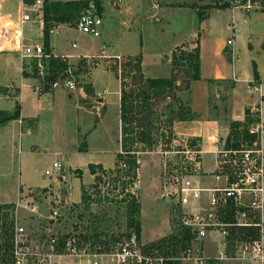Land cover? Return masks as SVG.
Instances as JSON below:
<instances>
[{"label": "crops", "instance_id": "crops-1", "mask_svg": "<svg viewBox=\"0 0 264 264\" xmlns=\"http://www.w3.org/2000/svg\"><path fill=\"white\" fill-rule=\"evenodd\" d=\"M36 1L0 0V30L6 29L10 34L9 39H6L0 33L2 47H0V152H3L14 166L15 137L23 147L30 137L45 143L47 136L52 143L53 154L60 157V160L55 159L54 163L61 161L70 172L66 184L61 185L53 178L47 186L34 188L51 189L53 185L51 191L58 194L59 200L63 198L78 204L83 195L82 187H87L96 178V175L91 173L89 165H102L105 170L112 168L100 159L84 157V154L93 147L96 132L99 128L107 126V118L110 115L108 91L104 90V93H101L95 88L99 66L102 64L110 70L108 64L112 62L111 59L118 56L132 59L141 55L144 75L143 52L127 53L126 50L134 42L136 32L144 29L143 25L139 26L142 20L152 18L160 21L167 11L195 9V14L191 12L184 14L188 15L192 26L188 33H185L183 27L181 35L173 41L167 63H171V54L176 47L183 46L186 49L187 46H193L194 41L196 44L199 43L200 79L191 83L189 94L183 102L195 118L176 121L174 129L179 135L192 137L199 142L203 150L202 172L199 176L203 186H216L214 183L217 182L213 177L206 178L202 173L213 171H209L208 167L205 169V163L208 159L214 162L215 151L229 136L230 123L244 122L246 110L249 109L251 113L255 111L258 113L259 123L264 125V0H255L259 8L250 12L242 10L233 12L228 7L216 8L214 0H99L102 13L98 14L103 19V25L101 35L96 39H101L97 41L92 38V46L90 42L82 44L80 39L87 38L80 36L85 34L75 27L77 19L83 12V5H66L70 2L88 0H47L46 4L42 0L44 9L53 5V11L50 12L53 19H66L59 23L53 21L50 33L53 55L69 56L67 60L72 65L81 64L83 60L80 57L84 55L94 56L100 63L95 61L97 66L85 73L86 76H90V93L83 85H78V89L74 91L60 87L41 95L36 94L31 88L34 81L23 72L18 49L21 45L43 40L44 12L34 14L37 22L28 23L22 28L23 39L15 38L11 30L16 28L11 16L17 14L22 4L31 6ZM196 10L204 13L202 20L199 19ZM40 18L43 19V24L38 23ZM233 28L238 29L236 36H233ZM72 29L79 36L69 41L68 35ZM231 39L233 43L229 45L228 40ZM73 44H77V47L74 48ZM108 48L117 50V54H109ZM97 50L100 52L97 53ZM254 64L257 67L259 81L253 76ZM117 80L119 88L116 120L119 137L115 158L122 147V85L119 77ZM100 94L102 98L99 97ZM90 105L93 106L90 108ZM17 106L20 107L19 118L5 121L13 117ZM19 151L21 152V149ZM213 167L215 169L214 165ZM77 171L81 172V177L75 176ZM87 173L92 179L90 183L83 182V176ZM25 188L32 189L26 187L19 176L0 182V205L15 204L18 195ZM60 188L65 189L63 194L59 193ZM56 264L78 262L76 259L68 257L66 260L60 256L56 258Z\"/></svg>", "mask_w": 264, "mask_h": 264}, {"label": "rangeland", "instance_id": "rangeland-1", "mask_svg": "<svg viewBox=\"0 0 264 264\" xmlns=\"http://www.w3.org/2000/svg\"><path fill=\"white\" fill-rule=\"evenodd\" d=\"M218 1L214 0L213 3L216 4ZM90 5L94 6L92 3ZM42 8L43 13L44 3ZM49 9L53 11V5ZM86 9L88 8H83L82 11ZM162 12L163 10L160 15ZM189 12L195 14V9L192 8L190 11H167V14L160 21L149 18L147 21L142 20V23L139 24V26L143 25L144 29L136 32V36H133L134 42L128 46L126 52L137 54L143 52L145 55L143 67L145 78H169L171 76L173 66L171 63H167L170 59V48L173 41L181 35L183 27L185 33L190 30L192 23L187 18L188 15H184ZM196 12L198 13L197 10ZM76 34L78 33L72 29L68 35V40L70 41L79 36ZM80 36L87 38L80 39L82 44L91 43L92 37ZM94 39L98 41L101 38ZM92 45L93 43H91ZM196 46V41H194L193 46H187L186 49H183L192 52ZM96 52L99 53L100 51L97 50ZM108 53L115 55L117 50L108 48ZM138 56L132 58L133 60L129 63H135ZM93 60L100 63L98 58ZM127 60L128 58L123 57L120 66L119 62H117L118 60L111 59L112 62L108 64L111 68L110 70L102 64L100 66L103 67L99 66L95 88L97 92L101 93H104V90L108 91L107 98L110 101V115L107 118V126L99 128L98 132H96V140L93 143V147L84 154V157L86 159L94 157L111 165L112 168L107 169L112 173L111 177H115L117 173L118 176L126 177V180L129 177L132 178L131 175L118 172L120 164L117 156L115 158V149L118 146L119 137L116 120L117 92L119 88L117 78L121 70L122 79L120 81L124 82V77L127 78L125 80L126 90L127 92H133L136 100L135 106H137L138 119L133 125L136 126L133 135L136 143L132 146L133 151H131L130 155L141 160L139 173L142 186L137 190L138 197H130L131 194L122 188L123 186L127 187L126 181L123 184L119 181H116V183L114 178H111L109 187L103 184L102 180H99L101 188H99V185H94L97 182L94 178L90 185L82 187L83 195L78 204L63 198L59 200L58 194L53 193V190L51 191L53 185H51V189L34 188L47 186L52 181L53 178L45 175V170L53 165L55 159L60 160V157H56L53 154V146L47 136L46 144L42 140L30 137V140L27 141V144L25 142L23 147L20 145L18 138L15 137L13 142L14 166L6 158L5 154L0 152V182L10 180V178L16 179L19 176L20 181L26 187H32V189L25 188L18 195L14 208L4 210L0 208L2 217L6 214L7 220H11V218L14 220V229L16 226L23 227L25 233L29 235L28 237L34 240H47L53 237H57L60 240L65 236H69V234H74L84 244L88 243L92 249L102 245L108 250L116 240L128 238L130 234L135 233L134 228L130 224L134 218L138 220L142 228L141 249L144 254L150 256L154 261L155 258H160L163 255L158 249H153L151 244L184 230L182 208L174 202L161 199L160 193L164 163H169L165 151L170 150L172 139L178 136L174 126L180 117V109L182 107L183 109L187 108L183 102L189 94L191 83L194 82V80H191L194 69L186 64L178 66L175 73V87L163 93L153 91L152 98L148 103H145L141 93L143 92L144 83L135 79V76L138 75L135 71L132 70L129 73V69L124 67L127 64ZM82 65H84L83 62ZM75 70L78 85H83L85 89H88L90 87V76L88 74L86 76L85 73L90 71L91 68L86 70L76 67ZM131 77H134V81ZM92 106L90 105L89 107L91 108ZM253 114L258 117L256 111ZM142 132L147 134L145 141L141 139ZM240 140L242 141L240 149L253 146L254 142L251 144L245 138ZM225 142L226 140L222 142L220 149H224ZM82 145L84 147V144ZM262 146L264 150V142ZM31 147H33V150H31ZM20 149L21 152L19 151ZM122 152L123 149L120 147L119 153ZM123 155L125 157L124 161H127L129 154L123 153ZM215 161L208 159L207 163H205V169L208 167L209 171L214 170ZM212 172L202 174L209 178L213 176L214 173ZM80 174L81 172L77 171L75 176L81 177ZM91 181L89 173L83 176L84 183H90ZM214 184L216 186H224L225 182L221 181ZM59 191V193L63 194L65 189L60 188ZM133 199L136 200L139 206L137 213L131 212L130 209ZM246 200L250 201V197L247 196ZM56 206L60 208L61 214L53 220V211ZM222 242L223 237L218 234H212L202 240L194 236L189 247L192 251L190 259H185V250H180V247L174 255L178 258L180 264H208L210 259H215L217 261L216 264H263L257 256L255 244L227 241L226 253L221 256L219 247L222 246ZM65 259L68 260V257H65Z\"/></svg>", "mask_w": 264, "mask_h": 264}, {"label": "built area", "instance_id": "built-area-1", "mask_svg": "<svg viewBox=\"0 0 264 264\" xmlns=\"http://www.w3.org/2000/svg\"><path fill=\"white\" fill-rule=\"evenodd\" d=\"M219 5H226L233 12H250L258 9L255 0H219ZM43 1L37 0L33 5L22 4L13 18L16 28L11 29L15 38H22V28L28 23H36L34 14L42 13ZM38 23L43 24L40 18ZM103 19L94 7L83 11L76 21V29L92 38L101 35ZM3 38L9 39V31L0 30ZM238 34V29L233 28V36ZM233 40H228L231 45ZM76 48L77 44H73ZM22 61L23 72L30 77L34 84L31 86L33 91L38 94L51 92L60 87H65L71 91L78 89V80L76 77V67L82 69L94 68L97 66L93 59L94 56L84 55L80 59L83 64L72 65L68 62V69L59 72L53 79V68L50 66V59L60 58L68 61L67 56H55L52 51L47 52L44 41H33L28 45H21L18 49ZM121 66L122 58H115ZM82 65V66H81ZM119 78L122 79L121 70ZM102 98L101 94L99 96ZM249 132L257 136V141L249 148L240 150L219 148L215 151V169L213 170V179L216 182L224 181L225 185L206 187L203 186L199 178L202 172L203 150L200 144L192 137L182 135L172 139L170 150L165 151L168 162L164 163L163 177L161 183V199L174 202L182 208V224L189 229L199 240L205 239L212 234H218L223 237L222 246L219 247V253L224 256L227 249L228 236L230 230L234 227H247L252 225L262 226L264 220V125L256 122L249 128ZM123 153V152H122ZM219 158V159H218ZM173 164H172V163ZM137 168L132 181L126 177H111L108 170L97 173L103 184L110 186L111 178L120 183H127V187H122L130 197L137 198V190L141 188L139 166L141 160L136 158ZM128 164H120V172L126 173ZM45 175L56 179L61 185L69 180L70 173L61 161H56L50 168L45 170ZM94 185H99L100 181ZM117 183V182H116ZM103 186V185H102ZM250 197V201L246 197ZM135 200V199H134ZM59 207L53 211V220L60 216ZM231 209H234L233 220H228L227 215ZM253 215H258L260 223H254ZM14 255L17 264H56L57 257H69L76 259L78 264H165L168 260L161 256L155 258L143 253L140 241L135 233L130 234L128 238H120L114 242L110 249H105L102 245L94 249L90 245L84 244L78 236L69 234L64 241V253L58 254L57 247L59 240L57 237L47 240H34L29 238L23 227L16 226L14 234ZM225 242V243H224ZM229 242V241H228ZM255 244L257 256L264 264V239L253 242ZM185 259H190L192 251H185Z\"/></svg>", "mask_w": 264, "mask_h": 264}, {"label": "trees", "instance_id": "trees-1", "mask_svg": "<svg viewBox=\"0 0 264 264\" xmlns=\"http://www.w3.org/2000/svg\"><path fill=\"white\" fill-rule=\"evenodd\" d=\"M44 3H47V0H44ZM93 4L94 7L97 9V12L100 14L102 13V8L100 5L99 0H88L86 2H70L66 4L67 6H77V5H83L84 8L90 7V4ZM46 6V5H45ZM216 8H227L226 5H219L216 3L214 5ZM49 7H45L44 9V36L43 41L45 45V49L47 52H51L50 47V33L53 29V21L56 23L64 22L66 19L64 18H56L53 19V17L50 16ZM199 19L202 20L204 18V13L198 12ZM196 48L192 52H188L183 49V46L176 47L175 50L172 52V59L171 64L173 66V70L171 73V76L169 78H145L142 73V63H141V56L139 55L137 57L136 62L131 64L129 63L133 59H129L126 61L125 68L129 69V73L135 71L138 75L135 76V79L140 81L141 83H144L143 86V100L144 102L148 103L150 99L152 98L153 91H159L160 93H163L167 90L173 89L176 84V68L180 65H190L194 69V73L191 77V80L197 81L200 79V46L197 42ZM50 66L53 68V79L56 78L59 72H63L68 69V61H63L60 58H51L49 62ZM129 67V68H128ZM26 75V74H25ZM127 76V75H126ZM253 76L256 81H259V74L257 72V67L254 64L253 65ZM128 77V76H127ZM134 81V77H131ZM127 78L124 77V82H121V122H122V140L121 145L123 149V153H128L127 161H124L125 157L123 153H119L117 155L118 163L121 164L122 162H126L128 164V175H135V169L137 168L136 164V158L133 155H130L132 150V146L136 143L133 135L134 130L136 126H133L137 119V106H135V95L133 92H127L126 88L127 85L125 84V80ZM88 93L91 92V89H86ZM20 116V107L17 106L16 112L11 118H7L5 121L9 119H16ZM179 118L177 121H183V120H190L194 119L195 116L191 114L190 109L183 107L180 109L179 112ZM259 122V118L255 117V114L251 113L249 109L246 110V119L244 122H238V121H232L230 123V133L229 136L226 139L225 147L227 149H233V150H240L242 141L240 140L242 138H245L248 140L249 143H253L257 141V136L254 134H251L249 132V126ZM141 139L142 141H145L147 139V134L144 132L141 133ZM120 166V165H119ZM89 169L93 175H96L95 180L98 181L100 179L99 176H97V173L106 171L102 165H94L90 164ZM120 169L118 168V172ZM134 200V199H133ZM86 201V198H85ZM15 204H6V205H0L1 210L14 208ZM131 212L137 213L139 210V206L136 203V200L132 201L130 204ZM234 209H231L229 214L227 215L228 220H233L234 216ZM7 215L4 214L2 217V212L0 211V264H17L16 257L14 255V220L11 218V220H7ZM256 216V217H255ZM254 223H260L261 219L258 215H253ZM131 226L134 228V232L137 235L138 240L140 241L141 234H142V228L140 226V223L138 220H135L134 218L131 220ZM184 230L178 232L177 234H172L170 237H164L161 240L157 241L154 244H151V247L153 249H158L163 257L168 259L165 264H180V261L178 258L174 255L176 253L177 249L180 247V250L187 251L189 249L191 241L194 237L192 232L185 228L183 226ZM68 238V236H65L64 238L59 240V245L57 247V253L62 254L64 253V241ZM264 239V220L262 223V226L258 225H252L247 227H234L230 230V236H228V241L235 242V241H241V242H248L253 243L256 241H260L261 239ZM184 251V252H185ZM217 261L215 259H210L208 261V264H216ZM32 264V263H29Z\"/></svg>", "mask_w": 264, "mask_h": 264}, {"label": "bare ground", "instance_id": "bare-ground-1", "mask_svg": "<svg viewBox=\"0 0 264 264\" xmlns=\"http://www.w3.org/2000/svg\"><path fill=\"white\" fill-rule=\"evenodd\" d=\"M19 39V38H18ZM18 42V41H17ZM10 43V42H9ZM11 44V43H10ZM6 45V44H5ZM14 47V46H13Z\"/></svg>", "mask_w": 264, "mask_h": 264}]
</instances>
